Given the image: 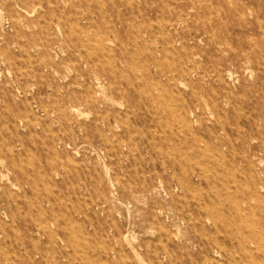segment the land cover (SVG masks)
I'll return each mask as SVG.
<instances>
[{"label":"rangeland","instance_id":"1","mask_svg":"<svg viewBox=\"0 0 264 264\" xmlns=\"http://www.w3.org/2000/svg\"><path fill=\"white\" fill-rule=\"evenodd\" d=\"M0 264H264V0H0Z\"/></svg>","mask_w":264,"mask_h":264}]
</instances>
